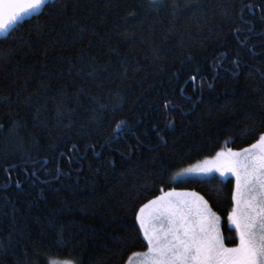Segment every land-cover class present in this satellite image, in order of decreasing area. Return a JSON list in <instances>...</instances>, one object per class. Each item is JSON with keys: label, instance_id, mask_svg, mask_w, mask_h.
<instances>
[{"label": "trees", "instance_id": "1", "mask_svg": "<svg viewBox=\"0 0 264 264\" xmlns=\"http://www.w3.org/2000/svg\"><path fill=\"white\" fill-rule=\"evenodd\" d=\"M9 31L0 264H126L147 249L139 207L170 188L239 243L234 179L174 175L264 133V0H49Z\"/></svg>", "mask_w": 264, "mask_h": 264}, {"label": "snow or ice", "instance_id": "2", "mask_svg": "<svg viewBox=\"0 0 264 264\" xmlns=\"http://www.w3.org/2000/svg\"><path fill=\"white\" fill-rule=\"evenodd\" d=\"M4 2L5 7L0 8V34L5 36L18 22L49 5V0ZM190 79L195 81V77ZM125 127V121L118 122L116 133ZM212 165L222 175L227 172L236 175L238 195L234 199L237 208L233 209L229 219L238 233V245L225 246L219 230L214 227L216 218L203 197H196L199 219L191 220L179 204L174 205L161 196L145 204L137 216L148 243V264H264V133L241 152H218ZM213 167L198 165L187 171L208 173ZM173 195L167 194L168 197ZM175 195L195 196L189 193ZM149 208H154L153 219L167 218L170 226L163 235L149 226L145 218V210ZM64 264L72 262L65 261Z\"/></svg>", "mask_w": 264, "mask_h": 264}, {"label": "rangeland", "instance_id": "3", "mask_svg": "<svg viewBox=\"0 0 264 264\" xmlns=\"http://www.w3.org/2000/svg\"><path fill=\"white\" fill-rule=\"evenodd\" d=\"M2 35V34H0ZM256 143V141L254 142ZM253 143V144H254ZM252 145V144H251ZM251 145L245 147V148H249ZM244 148L242 149H232V148H223L219 151H217L213 156L211 157H207L204 158L202 160L196 161L194 163L188 164L184 167H182L181 169H179L176 174L174 175V179L175 180H182V179H186L189 177H196V178H203V177H209L212 175L218 176L220 178H227V177H232L235 181V190H234V197H236L237 194V180H236V175L233 172H227L225 174H221L220 171L215 170V168L212 165V162L216 160V155L218 152H228L229 150H231L232 152H241ZM205 166L207 165L208 167H213V170L211 172L208 173H201V172H189L187 171V169L193 168L195 166ZM168 193H173L174 195L171 197H168L167 194ZM177 193H189V194H195V196L189 195V196H179V195H175ZM164 196L166 198V201L171 202L172 204H179L183 211L186 213V215L191 219V220H197L199 219V217L197 216V212H198V205H197V200L196 197H201L199 194L195 193L194 191L188 190V189H176V188H170L166 191H163L161 194H159L158 196H156L155 198H152L150 200H148L146 203L142 204L136 214V219L137 216L140 213V209L145 205L148 204L149 201L155 200L158 197ZM184 201H187V204H183ZM242 206V205H241ZM209 207V206H208ZM210 208V207H209ZM234 208H237V201L236 199H234V205L232 208V211ZM211 210V209H210ZM232 211L228 214L227 220H228V224L231 228H233L236 231L235 225L232 223V221L229 219L230 214L232 213ZM211 213L214 214L215 216V223H214V227L216 229L219 230L220 236L223 238L222 233L220 231V224H219V218L218 216L211 210ZM153 214H154V208H149L145 210V218L146 220H148L149 222V226L151 228H154L155 230H157L158 232L161 233V235H163L164 231H167V229L169 228V223L167 218H161V219H153ZM137 223L139 225V228L141 229L142 235L144 237L143 234V229L140 226V222L137 219ZM237 232V231H236ZM238 235V233H237ZM146 240V239H145ZM147 242V240H146ZM225 243V242H224ZM236 245H232V246H228L225 244L226 247H235ZM149 248H148V243H147V249L145 251L142 252H138L135 253L131 256V258L128 260V262L126 264H148V257L146 256V254L148 253ZM65 261H69V260H57V259H53L50 264H64ZM74 264V263H72Z\"/></svg>", "mask_w": 264, "mask_h": 264}, {"label": "flooded vegetation", "instance_id": "4", "mask_svg": "<svg viewBox=\"0 0 264 264\" xmlns=\"http://www.w3.org/2000/svg\"><path fill=\"white\" fill-rule=\"evenodd\" d=\"M5 7V2L4 0H0V8H4ZM239 238V236H238Z\"/></svg>", "mask_w": 264, "mask_h": 264}]
</instances>
